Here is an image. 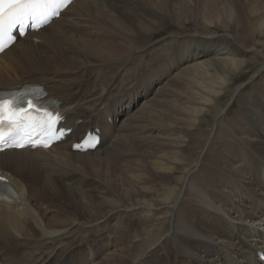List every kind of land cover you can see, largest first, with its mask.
<instances>
[{
    "label": "bare ground",
    "instance_id": "bare-ground-1",
    "mask_svg": "<svg viewBox=\"0 0 264 264\" xmlns=\"http://www.w3.org/2000/svg\"><path fill=\"white\" fill-rule=\"evenodd\" d=\"M122 2L73 0L58 18L0 54V89L36 84L73 129L49 149L0 152V174L14 190L11 200L0 199V264H126L137 254L121 237L109 253L96 246L84 253L81 246L91 239L77 240L78 233L91 237L122 211L154 215L164 204L173 210L152 218L158 234L149 227L140 254L127 264H251L264 251V76L254 82L252 100L239 99L233 122H226L217 102L229 95L226 84L242 75L235 57L240 49L262 52L255 35L264 32V0H245L240 12L232 0H194L192 14L186 0H163L173 16L168 37L181 46L134 66L132 58L154 43L127 34L137 30L122 12L135 11L137 0ZM182 21L197 28L188 30ZM151 24L155 34L158 22L151 18ZM213 25L251 29L226 33L233 38L227 42L218 40ZM204 71L217 75L221 86L197 87L185 107L198 122L214 110L216 130L192 162L185 146L197 139L198 124L187 123L183 111L170 128L153 117L170 108L174 83L186 84ZM95 127L101 144L72 151V142ZM207 145L210 151L199 158ZM181 166L183 174L157 191L152 179L169 184ZM150 248L160 253L158 262H141Z\"/></svg>",
    "mask_w": 264,
    "mask_h": 264
},
{
    "label": "rangeland",
    "instance_id": "rangeland-1",
    "mask_svg": "<svg viewBox=\"0 0 264 264\" xmlns=\"http://www.w3.org/2000/svg\"><path fill=\"white\" fill-rule=\"evenodd\" d=\"M122 1H126V0H118V1L113 0V2L118 4V5L122 4L123 3ZM158 1H160V2L153 3V1L150 2V1H146V0H140V1L137 0L136 6L134 8L135 11L122 12V16L124 17V19L134 28V30H137V33L136 32L133 34L127 33L131 36L132 39H135V40L137 39V41L140 43H146V42L154 43L152 46H149L147 48L146 52L143 53L142 56L135 55L132 58V62H131L132 64L131 65H133V66H134V64H140L141 60L143 62L145 61L144 63L150 61L151 57L153 55H158L157 53H160L159 51H164V50L167 51L168 48H170V46L172 47V45H175L176 47L181 46V42H177L175 44L174 43L172 44V41L168 37V33L171 29V23H172L171 19L173 18V16H172V14L170 16V14L164 10L167 8V6H166V4H163L164 3L163 0H158ZM164 1L167 2L168 0H164ZM186 1H187V5H188V11L190 13L193 12V10L195 9V7H194L195 2H193L194 0H186ZM232 1L235 3L236 8L240 12V10L242 9V6H243V2L245 0L244 1L243 0H232ZM160 7H161V10H160ZM139 17H145L144 23L139 20ZM151 18L156 19V22H158V24H156L155 27H159V30L155 34H153V29L150 28V26L152 25L151 24ZM145 23L147 26L145 28H142L143 24H145ZM159 24L161 26H159ZM182 25H186L188 30L190 29V30L194 31L195 28H197L195 25L190 23V21H182ZM247 29H251V28H249V27H243V29L239 28V27L235 28L234 25H231L228 28L222 27L221 25L220 26L213 25L210 28L211 31H214L218 34V40H223V41H227V42L228 41L232 42L231 39H233V38L230 36H227L226 33L231 32V33L237 34L239 32V33H242V35H243V30L247 31ZM252 29H253V27H252ZM199 31L204 32V30L201 28H199ZM263 33L258 35V36L255 35L256 39L258 40L256 47L259 49V51H262L263 53L262 52L259 53L258 51H246V49L241 48L238 55L235 56L237 61L239 62V68L238 69L242 70L241 71L242 75H238V76H240L239 79L234 80L232 83L230 82V83L226 84L229 86V93H228L229 95H222L220 97L219 101L217 102V105L224 107L223 110H224V114H225L224 117H225L226 122H233V118L235 117L237 110H239V108H240V104H239L240 98L245 97L247 99L252 100V98L255 94V91H253V84H254V82H257L260 84L261 78L264 76V55H263L264 54V34ZM112 39L114 41H116L117 36H115ZM37 44L39 45L38 42H37ZM165 47H167V48H165ZM244 62H245V65L241 66ZM210 72H211V70H210ZM130 75H131L130 72H129V74H126V76H130ZM198 77L199 76H197L194 80L187 82L186 84L185 83L183 84L180 82L174 83L175 84L174 86H176V88L173 92L174 94H172V96L170 97V102H169V104L174 105V106L170 105V108H167V106H166L164 109V113L161 117H158V118L153 117V119H155V121L158 122L160 125H166L167 126L166 128H168V127L170 128V127L174 126V123H177L178 119L176 120V117L178 118V116L179 117L182 116L181 114H179V111H183L184 113H183L182 117L187 116V118H189L186 120L187 123L196 122L198 124L197 125L198 128L196 129V131L199 135L197 136V139H195L196 141L194 139L191 141H187L186 142L187 145L185 146V149L186 150L188 149L187 150L188 153L192 154V156L194 157V158H192V162L195 159L196 153L199 152V149L201 148V146L205 142L206 136L208 134H210V136L212 137L213 133H215L216 125L212 126L213 125V115H214L215 111L214 110L206 111L205 115L202 116V119H204V120L202 122H200V121L198 122L197 119L192 114H189L187 112L188 108H186L185 106L190 105V102L195 95L192 92H194L197 89V87H202V85L207 86L209 84H212L215 81H217L216 86L218 88H219V85L221 86V84H222V83H220L221 80L219 79V77L217 75H213V74L210 75V74L206 73L205 71L203 72V74L199 78ZM174 86L172 84L170 86V88H173ZM231 98H232V101L230 102ZM229 102H230V104H228ZM191 121H193V122H191ZM162 129L164 130V132L170 133L171 136L177 137V135H179L178 134L179 132L177 133L176 131H171L170 129L169 130L164 129V128H162ZM156 133H158L157 130L155 131V134ZM219 133L220 132L218 131V134ZM186 136H187V134H185L184 138H187ZM198 140H199V142H197ZM207 146L204 147L202 152H200L201 155L199 154V158L202 157L204 151L207 152L209 150V146L208 147ZM167 150H169V149H167ZM189 157L191 158V155ZM188 160H189V158L186 161L188 162ZM179 169H177L174 174L172 173L173 174V177H172L173 180L170 181L171 183L168 184L169 181L166 182V181H164L158 177L153 178L154 180L152 179L151 183H154L153 185L158 186V189H156V190L160 192L163 190L164 186L165 187L171 186L172 183H174L177 180V178L180 177L183 174V172L185 171L184 170L185 168H183L182 166ZM165 182L167 184H165ZM85 185H86L85 182H83L81 184V186H85ZM68 206L69 205H67V207ZM168 207L170 208V212H171V210H173L172 206H170V205L168 206V205L164 204V205L158 206V211L156 213L154 212V215L146 214L144 212L145 209L141 212L130 210L131 212L128 211V212H125V214L122 211V212H120L121 214L119 213L116 215V218H113L112 220H110V222L108 224L103 225L101 230H96L95 233L91 237L90 236L88 237L85 233L80 232V233H78V235H79V237L81 236L80 237L81 239L79 237L76 239L77 240L78 239L79 240H82V239L87 240L88 238L91 239V240L88 239L89 241H87V244L84 243L81 246L84 253L90 252V250H91L90 248H94V246L100 247L101 249H104L106 253L107 252L109 253L110 251L115 250L114 249V248H116L115 243L117 242V239L119 237H121L123 244L129 245L131 248H135L133 251L135 252L134 254H137V255H135L133 258L127 257V261H128L127 263H131V262L133 263L134 259L140 254V248L141 247L139 245L142 243L145 244V242H142V239L145 240L146 235L148 237V234H146L147 233L146 230L150 227L151 230H153L152 231L153 233H155L156 235L158 234L157 229H155L153 227V221L154 220H152V218L155 219V217H154L155 215H156V217H158L159 215L168 211L167 210V209H169ZM122 208H124V207H122ZM129 208H131V207H129ZM72 239H74V237ZM154 241H156V239ZM76 253H78V251ZM81 254H82V252H81ZM159 256H160V253L157 250H155L154 248H150L149 252H146L144 255L141 256L140 260H141V262L142 261L143 262L148 261L147 263H157ZM90 264H93V263H90Z\"/></svg>",
    "mask_w": 264,
    "mask_h": 264
},
{
    "label": "snow or ice",
    "instance_id": "snow-or-ice-1",
    "mask_svg": "<svg viewBox=\"0 0 264 264\" xmlns=\"http://www.w3.org/2000/svg\"><path fill=\"white\" fill-rule=\"evenodd\" d=\"M69 3L70 0H0V52L15 41L14 30L23 35L25 28L39 29L59 16ZM63 119L58 109L43 107L28 93L10 97L0 95V151L25 144L49 147L66 135L67 130L58 127ZM94 139L90 136L85 143L94 147ZM4 179L0 176V182Z\"/></svg>",
    "mask_w": 264,
    "mask_h": 264
}]
</instances>
